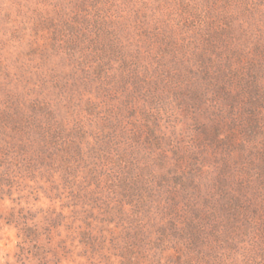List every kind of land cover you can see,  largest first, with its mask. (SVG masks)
Returning a JSON list of instances; mask_svg holds the SVG:
<instances>
[{
  "label": "rangeland",
  "instance_id": "obj_1",
  "mask_svg": "<svg viewBox=\"0 0 264 264\" xmlns=\"http://www.w3.org/2000/svg\"><path fill=\"white\" fill-rule=\"evenodd\" d=\"M0 264H264V0H0Z\"/></svg>",
  "mask_w": 264,
  "mask_h": 264
}]
</instances>
